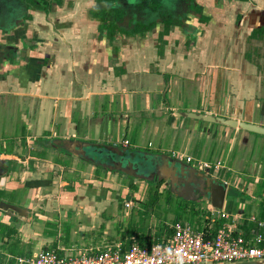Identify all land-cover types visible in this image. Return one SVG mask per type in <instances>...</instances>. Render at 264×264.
<instances>
[{
    "label": "crops",
    "instance_id": "obj_1",
    "mask_svg": "<svg viewBox=\"0 0 264 264\" xmlns=\"http://www.w3.org/2000/svg\"><path fill=\"white\" fill-rule=\"evenodd\" d=\"M196 3L202 16L189 15L160 45L141 39L138 45L119 34L113 39L126 43H108L83 16L31 13L22 24L17 1L0 0V120L19 103L27 130L14 135L0 124V192L24 191L18 204H9L27 211L22 222L0 210V264L46 249L95 254L168 240L172 225L182 221L155 219L143 204L146 188L135 184L144 175L112 168L95 150L115 152L112 160L124 154L137 173L147 165L159 194L169 190L192 200L201 195L192 191L195 176L188 185L178 186V177L165 180L173 178V164L185 165L227 187L222 208L204 206L244 226L253 216L264 222L249 212L264 205L255 189L264 183V164L246 158L264 136L187 115L264 127V0ZM69 141L89 144L87 156L65 151ZM173 153L220 162L219 179ZM154 165L160 176L152 175ZM210 223L205 214L196 231L210 225L216 232L225 220Z\"/></svg>",
    "mask_w": 264,
    "mask_h": 264
},
{
    "label": "built area",
    "instance_id": "obj_2",
    "mask_svg": "<svg viewBox=\"0 0 264 264\" xmlns=\"http://www.w3.org/2000/svg\"><path fill=\"white\" fill-rule=\"evenodd\" d=\"M122 145L128 147L129 142L124 140ZM172 157L219 179L220 162H202L181 153H173ZM207 219L211 223L216 219L225 220V223L214 232L210 225L196 231L185 223L175 222L168 240L150 247L133 243L127 250L116 246L95 254L83 252L67 256L46 249L31 257L19 258L16 264H236L264 261V222L253 216L249 218L251 226H244L228 213L214 208L209 209Z\"/></svg>",
    "mask_w": 264,
    "mask_h": 264
},
{
    "label": "rangeland",
    "instance_id": "obj_3",
    "mask_svg": "<svg viewBox=\"0 0 264 264\" xmlns=\"http://www.w3.org/2000/svg\"><path fill=\"white\" fill-rule=\"evenodd\" d=\"M156 1L158 2V5L161 6V8H164V10L165 11L167 10L168 12L160 14L159 11L161 10L153 11L151 9H143L137 12L135 9L136 4H137L135 0H127V3H128L127 7L123 9L122 8L117 9V10L119 11L120 15L130 12L129 14L132 16V19L136 23L137 21H140L142 18H146L149 21L153 18L156 19V15L158 13L160 14V21H163L164 19L169 20L171 23V26L174 27L175 23L179 19V15L184 13V11L186 10V6L183 4L181 0H156ZM91 5L92 4H88L87 1L84 2L83 5H79V8L76 9V13L78 14L80 13L79 17L83 16L82 18L89 17L88 11L91 8ZM170 13H173L174 15H171ZM192 21H195V20L192 19ZM160 30H161L160 26L159 27L154 26L153 30L147 33L144 32V33H140L139 35L132 36V40H133L132 43L133 44L138 43L139 45L140 44L139 41L141 39L142 43H145V44L160 45L162 44V39L161 40L159 39ZM119 41L120 40H114V43L117 44ZM119 43H122V42H119ZM171 77L173 78V76ZM185 102L187 104H191V102L188 100H185ZM193 102L199 103V100H193ZM25 121H26L25 119L23 118L21 119V112H19V103L16 104L14 102L13 107L10 109V111H5V116L2 117V119L0 120V124H1V128L2 126H4L3 128L4 132H7L8 129L10 130L13 129L15 132L14 135H16L19 133V131H20V134L27 132L26 127H25L26 125ZM2 136L7 137L6 134H1V137ZM7 141L8 140H6V142ZM0 146H1V143H0ZM118 149L123 150L120 147ZM145 152H148V151H145ZM251 155L253 157L252 160H255L256 162H260L264 164V143L253 144V146L250 149V152L246 154V158L249 160V157H251ZM147 159L149 160V156L147 157ZM139 168H140V165H139ZM140 173L144 175L143 176L144 182L135 181V184L137 187L144 186L146 188L147 193L145 195V200L143 204L145 205L148 211L151 209L155 211V215H156L155 219L159 218L161 221H163V223H166V224L171 223L173 220L176 219L177 221L187 222L191 226V228L194 230L200 229L201 225L203 224L205 214H207L210 209L209 206L203 205V202L206 201V198L204 195L199 194L200 196H198L197 198H193L192 200H189L187 198L176 196L174 192H172L171 190H170L171 192H169V190H167V192H169V194L171 195V197H167V194H166L167 192H165L164 194L158 193L156 179L149 177L150 172H149V168L147 167V165H146V168H143V167L140 168ZM255 189L256 190L259 189L260 195L263 196L264 198V183L263 184L258 183ZM4 191L5 190L2 189V191L0 192V201H4L8 204L9 203L18 204V200L21 197H23V193H24V191H19V192H6V191L4 192ZM155 196H158L157 203L152 201V198ZM164 207L166 208L164 209ZM257 209L258 210H254L250 207L249 212L254 213L257 216H260L262 212L264 211V205H262L261 207Z\"/></svg>",
    "mask_w": 264,
    "mask_h": 264
},
{
    "label": "flooded vegetation",
    "instance_id": "obj_4",
    "mask_svg": "<svg viewBox=\"0 0 264 264\" xmlns=\"http://www.w3.org/2000/svg\"><path fill=\"white\" fill-rule=\"evenodd\" d=\"M19 4V12L21 14L22 24L32 18L31 13H45L51 18L64 17L66 18H78L79 14L76 13V9L79 5H83L84 2L92 4L89 9V17L87 18L89 23L93 26V29L100 35L106 36L108 43L113 42L114 36L117 34L124 36L126 39H132V36L139 35L140 33H147L153 30L154 26L161 27L159 39L161 40L165 33V25L169 20L160 21V14L165 12L164 8L158 5L156 0H135L136 11H141L143 9L161 10L160 14L157 13L156 19L153 18L150 21L146 18H142L137 23L132 19L129 13L119 14L117 9H123L127 7V0H15ZM186 6L184 13L179 15L178 21L175 23L174 27L169 25V29L166 35H168L170 30L178 29L186 21L189 15L202 16V9L200 13H196L194 7L198 6L196 0H181ZM155 3V4H154ZM126 5V6H125ZM124 6V7H123ZM153 7V8H152ZM161 8V9H160ZM174 15L173 13H170ZM135 23V24H134ZM74 24V23H72ZM57 23L52 25L54 29ZM171 26V27H170ZM128 32H127V31ZM163 35V36H162ZM137 41V40H135ZM133 42V40H132ZM126 43V42H122ZM26 50V49H25ZM62 149V148H61ZM65 151L70 153L69 150L63 148Z\"/></svg>",
    "mask_w": 264,
    "mask_h": 264
},
{
    "label": "water",
    "instance_id": "obj_5",
    "mask_svg": "<svg viewBox=\"0 0 264 264\" xmlns=\"http://www.w3.org/2000/svg\"><path fill=\"white\" fill-rule=\"evenodd\" d=\"M27 50H23V54H26ZM190 118L197 119V120H202L204 122L208 123H213V124H220L222 126H226L228 128H234V129H239L251 133H255L258 135L264 136V127L254 125V124H249L245 122H237L235 120H230V119H223L215 116H204V115H197V114H187ZM68 144L67 149L70 152H75L76 155H80L82 157L87 156V151L90 150L91 146L89 144L85 143H80V142H66ZM98 154L95 157L99 158L101 161L103 160L104 162L106 161L108 164L111 165L112 168L116 170H120L123 172H126L127 174H132V175H141L140 171L137 173L136 168H135V163H130L128 160H126L123 154V157L119 158V160H112L114 155H116L115 152L112 151H104L100 150L101 152L95 150ZM94 151V152H95ZM121 151V150H120ZM106 153V158H102V154ZM122 153H125L124 150H122ZM95 154V153H92ZM101 156V158L99 157ZM93 157V156H92ZM97 158V159H98ZM124 158V159H123ZM111 161V162H110ZM158 166L154 165V172H152V175L156 174L160 176L159 170L157 169ZM175 172H174V170ZM173 169H172V177L165 178V180H173L176 179L175 177H178V179L174 180L178 186L182 185H188V179L193 175L195 176V181L192 180L190 183L198 185L197 188H194L192 191L196 194H201L204 195L206 198V201H204V204H207L209 206H212L214 208H222L223 203L227 194V187L224 184H221L217 182L214 179H206L202 175L198 174L195 170L183 166V165H177L176 163L173 164ZM3 172H0V177L2 176ZM177 175V176H176ZM198 176V178H197ZM198 180V181H197ZM0 210L4 211L8 216L10 217H16L18 220L25 222L26 221V216H27V211L20 207V206H15L8 204L4 201H0ZM236 264H264V261H252V262H245V263H236Z\"/></svg>",
    "mask_w": 264,
    "mask_h": 264
},
{
    "label": "trees",
    "instance_id": "obj_6",
    "mask_svg": "<svg viewBox=\"0 0 264 264\" xmlns=\"http://www.w3.org/2000/svg\"><path fill=\"white\" fill-rule=\"evenodd\" d=\"M193 9H195V12L196 13H200L201 12V8L199 6H196L194 7ZM169 25H170V21L166 22V25H165V33L167 34L168 32V29H169ZM166 34H163V35H166ZM162 35V36H163ZM260 218L261 219H264V211L262 212V214L260 215Z\"/></svg>",
    "mask_w": 264,
    "mask_h": 264
}]
</instances>
